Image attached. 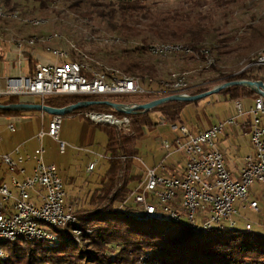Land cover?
<instances>
[{"label":"rangeland","instance_id":"374dc122","mask_svg":"<svg viewBox=\"0 0 264 264\" xmlns=\"http://www.w3.org/2000/svg\"><path fill=\"white\" fill-rule=\"evenodd\" d=\"M72 1L74 0H48L49 4L39 9L33 10L29 7L26 11L19 12L22 17L41 19L44 22L31 26L23 25L16 19L7 20L11 21L7 22L8 30L0 33V37L6 39V47L10 48L11 41L8 40L30 38L34 34H57L60 38L51 39L46 45L39 43L36 48L50 45L52 48L69 50L73 45L100 66L113 67L136 78L143 75L160 84L169 81L171 74L186 73L191 85L190 91L197 86L212 88L223 84L225 78H221L222 76L233 77L244 72L251 55L261 53L264 49V0H234L229 5H222L220 0H146V9L141 13L128 10L122 13L116 0V3L110 5L102 4L110 6L109 9L114 8L116 13L111 19L108 16L100 17L95 11L85 14L91 10L88 3L77 9L72 6ZM0 22L2 24L3 21ZM191 34H199L203 38L202 46L210 52L213 67L207 64V60H199L195 56L173 54L157 58L151 56L147 50L140 49L144 42L149 46L161 43L185 44ZM42 54L57 62L51 53L42 50ZM12 68L8 65L3 71L9 74ZM148 95L151 94L110 98H120L119 101L127 102L137 99L135 97ZM87 97L99 100L103 98ZM253 103V99L243 101L245 112L253 107ZM110 110L107 112L113 114ZM85 113L63 116L59 141L45 135L41 144L35 137L41 131L47 132L51 115L45 113L42 119L41 113L33 112L29 120L20 123V130L15 133L10 132L6 126L0 127V147L16 145L21 148L22 154L30 155H34L36 149L43 147V162L56 167L63 182L66 203L73 209L83 206L89 191L100 187V181L107 168L104 156L106 135L98 125L90 122ZM149 115L155 126L137 142L138 156L133 161V172L141 175L146 167L157 166L168 152L178 150V146L172 141L179 135L180 127H186L192 134L210 129L229 117H235L236 109L234 101L224 98L222 94H213L185 105L181 112V121L174 124L169 121L163 124L161 119L164 118L158 110L149 111ZM249 116L245 114L246 119ZM242 120L241 118L236 121L237 135H232L234 127H226L224 133L214 139V147L224 153L225 165L234 175L237 168L243 167L246 157L253 154L251 134L244 133L239 127ZM174 125L177 130L172 129ZM229 133L230 136L226 138ZM163 141L170 142L169 149L162 146ZM61 143L64 144L63 152ZM166 159V165L171 164L176 169L183 167L186 162L181 153H174ZM95 162L96 167L89 171V164ZM30 164L33 165L34 160ZM0 165V176L2 175L10 185L7 166L3 163ZM31 195L34 197L35 193L31 192ZM252 201L257 203L258 212L250 208ZM128 205L138 206L131 200ZM234 207L237 211L233 216L235 229L244 231L245 225L250 224L254 233L264 235L262 184L255 182L247 198L238 200ZM151 218L158 228L168 222L167 216L161 213ZM182 223L187 224V220L182 219ZM49 229L53 231L51 227Z\"/></svg>","mask_w":264,"mask_h":264},{"label":"trees","instance_id":"16d2710c","mask_svg":"<svg viewBox=\"0 0 264 264\" xmlns=\"http://www.w3.org/2000/svg\"><path fill=\"white\" fill-rule=\"evenodd\" d=\"M47 1L1 0V3L8 11L24 12L29 7L36 10L48 5ZM117 1L122 13L127 10L141 13L146 9V0ZM232 2L234 0H220L222 5H229ZM86 4L91 10L85 14L95 11L100 17L108 16L111 19L116 13L114 8L109 9L110 6L97 4L92 0L72 1V6L77 9ZM1 28L0 22V33ZM189 37L191 38L184 44L192 50L189 56L207 60L211 55L202 46L203 38L199 34L196 36L191 34ZM6 45L5 41L0 40V61L5 64L4 67L8 65L13 67L9 74L32 75L35 65L42 63L36 49L25 50L23 60L19 61L15 59L16 48H7ZM149 47L144 42L140 49L148 52ZM137 78L144 89L153 92L151 95L135 97L137 99L127 102L119 101L120 98L112 99V102L144 104L169 96L161 92L162 84L153 82L143 75ZM221 78H225L222 83L232 79L264 82V67L247 68L236 76ZM212 88L197 86L188 94L196 95ZM218 94L224 95V98L230 101L242 102L247 99L254 100L258 96L251 89L242 86L228 87ZM82 100L99 99L55 96L47 97L43 102L51 107L62 108ZM35 102L38 101L28 97L0 98V104L5 105ZM187 104L189 103L168 102L153 110H158L164 119L174 124L181 121L182 109ZM107 110H110L107 106L94 105L76 110L71 115L88 111L109 113ZM110 111L117 117L124 116L112 109ZM31 113L33 112L0 111L1 116L14 117L15 121L12 122L29 119ZM128 117L129 133H123L109 124H96L106 135L104 156L107 168L100 181V187L89 191L85 204L76 206L73 210L75 222L63 228H53L54 240L17 238L13 241L0 242V247L5 252V257H0V264H264V235L256 234L252 230L239 231L235 228L217 227L206 233H196L188 224L169 220L165 226L158 228L142 207L128 205L130 194L142 182L144 176L133 172V161L138 156L137 142L155 126L149 112ZM4 181L5 178L1 175L0 185Z\"/></svg>","mask_w":264,"mask_h":264},{"label":"built area","instance_id":"2783aa9c","mask_svg":"<svg viewBox=\"0 0 264 264\" xmlns=\"http://www.w3.org/2000/svg\"><path fill=\"white\" fill-rule=\"evenodd\" d=\"M1 40V37H0ZM14 47L10 44V48ZM16 48V60H23V47ZM173 54L188 55L189 51L169 52L166 50L148 49ZM58 60L52 63H38L32 75L8 74L3 71L0 77L5 79V87H0L1 97L32 98L42 105L47 97L71 96L87 97L101 96L104 100L112 101V96L152 94L141 86L127 84L121 79L113 78L106 68L98 67L93 62L86 65H95V72L78 74L73 70L72 64L63 58L57 49L46 51ZM252 67H264V56L254 62ZM4 69V68H3ZM190 89L178 91H161L169 95L188 94ZM236 116L219 122L210 129L190 133L186 127H180L179 135L172 141L178 150L168 152L160 159L157 166L146 167L143 179L130 194L129 200L143 208L145 214H163L167 217L187 219L194 223L196 228L217 227L236 224L233 216L237 214L234 207L240 199L247 198L251 186L258 182L264 186V98L257 96L253 107L245 112L241 100L234 101ZM245 114L250 115L248 119ZM45 113H41V117ZM86 117L95 124H109L115 126L123 133L130 132V119L127 115L117 117L111 113L88 111ZM243 119L241 128L251 135L253 154L246 157L244 165L238 175L232 174L226 167L224 157L214 147V139L225 131L226 127L237 125L238 119ZM62 116H51L47 124V132H40L35 138L41 144L45 135L59 141V130ZM163 124L168 123L161 119ZM10 132H15L14 124L7 126ZM177 130V126H172ZM170 142L163 141L162 146L170 148ZM63 152L64 144H60ZM174 153L185 156L186 162L180 169L173 165H166V157ZM15 158L9 154H0V163L7 166L10 174V185L3 182L0 185V224L18 225V230H31L45 233L37 227L28 226V215H41L57 220L62 226L75 221L73 208L66 203L62 179L52 164L43 162L44 149H36L34 155L22 154L19 147L13 151ZM102 156H100L101 158ZM34 160L32 174L18 179L15 174H25V164ZM97 162L89 164L92 171ZM174 172V173H170ZM31 192L35 193L32 197ZM250 208L258 212L255 201ZM199 220L201 224H199ZM246 228H252L250 224ZM10 234L11 232H0ZM46 234V233H45ZM1 253H5L0 249Z\"/></svg>","mask_w":264,"mask_h":264},{"label":"bare ground","instance_id":"6f19581e","mask_svg":"<svg viewBox=\"0 0 264 264\" xmlns=\"http://www.w3.org/2000/svg\"><path fill=\"white\" fill-rule=\"evenodd\" d=\"M97 3L100 4H105V5H110L113 3H116V0H94ZM23 15L20 14L19 12H13V11H8L5 9L3 4L1 3L0 0V20H2V33L5 30H8L7 26L9 25L7 20H17L23 23V25H31L35 26L41 23L43 20L41 19H36L32 17H22ZM44 22V21H43ZM55 38H60L59 35L53 34L51 36H39L37 34L31 35L29 38H24V39H16V40H8L11 41V45L14 47H23L24 49H31L36 47L39 43L46 45V43H49L51 39ZM2 41H6V39H2ZM15 44V45H14ZM71 49L69 50H63L62 48H52L50 45L49 46H43V49L45 51H53L54 49H57V52H60L63 58H66L73 67V70L78 73V74H89L92 72H95V65L98 67L106 68L109 73H113V78L115 79H121L127 84L130 85H135V86H141L138 78L125 74L121 72L120 70L109 67V66H100L93 58H90L87 56L85 53H82L79 51L75 46L71 45ZM148 49H156V50H166L169 52H178V51H189L190 48L185 46L184 44H167V43H161V44H154L150 45ZM192 52V50H191ZM153 57L157 58H163L168 55H173V53H168V52H161V51H153L152 53H149ZM181 55V54H178ZM184 55V56H189ZM83 56H85V60L87 62H93L95 65H86L83 60ZM183 56V55H182ZM264 56V49L262 50L261 53L258 54H252L249 63L247 64L246 68L251 67L254 62H257V60ZM213 59L212 57L207 58V64H212ZM245 68V69H246ZM142 87V86H141ZM191 85L188 82L187 74L186 73H176V74H171V78L169 81L163 82L162 83V91H178L179 89H190ZM153 216V215H149ZM169 221L174 222V223H179L182 222V219L176 218V217H167ZM187 220V219H186ZM75 222V221H74ZM73 222V223H74ZM187 224L196 232V233H206L207 231L213 229V227H204V228H196L194 223L192 222H187ZM42 225H45L43 227ZM236 224H229L225 225V228H235ZM28 226L29 227H37L40 228L41 230L45 231V233H39V231H31V230H18V225H12V224H0V232H11L10 234H0V242L2 241H13L17 238H25L27 240H32V239H42V240H54L55 235L53 234V231L49 229V227L53 228H63L61 224L57 222V220L52 219L51 217L47 216H41V215H28ZM221 229V228H220ZM247 231H251L252 228H246ZM75 233L77 231L74 230ZM0 249H2L0 247ZM0 257H5V253L0 252Z\"/></svg>","mask_w":264,"mask_h":264},{"label":"water","instance_id":"95a60500","mask_svg":"<svg viewBox=\"0 0 264 264\" xmlns=\"http://www.w3.org/2000/svg\"><path fill=\"white\" fill-rule=\"evenodd\" d=\"M232 86H242L247 87L254 91L257 95L262 96L264 98V82L261 80L251 81V80H237L225 82L223 84L217 85L212 89L196 94H172L169 96L161 97L150 102L144 104H125V103H116L109 100H82L78 101L74 104L67 105L62 108L51 107L48 105H42L39 103H14V104H0V111L2 112H39L46 113L51 116H66L72 114L76 110H81L87 107H91L94 105H104L114 110L117 113L124 114L127 116L138 115L142 113L149 112L154 108L161 106L168 102H196L200 99L206 98L213 94H218L225 88Z\"/></svg>","mask_w":264,"mask_h":264},{"label":"crops","instance_id":"0c3cea01","mask_svg":"<svg viewBox=\"0 0 264 264\" xmlns=\"http://www.w3.org/2000/svg\"><path fill=\"white\" fill-rule=\"evenodd\" d=\"M57 45H61V44H57ZM38 46V45H37ZM36 46V47H37ZM63 46V45H62ZM61 46V47H62ZM35 47V49H36V51H37V54H38V56H39V59L41 60V62L42 63H52V62H55L53 59H49V58H47L46 56H44L43 54H42V50L44 51V49H43V47L41 48L40 46V48H36ZM58 47H60V46H58ZM58 61V60H57ZM3 61H0V74H1V76L3 75V68H5L4 67V63H2ZM13 75H17V74H14L13 73ZM4 77H5V75H3ZM4 77H0V87L3 89L4 87H5V79H4ZM30 119V118H29ZM29 119H23V121H27V120H29ZM12 121H15L14 120V117H11V116H1L0 115V127H3V126H8V124L9 123H14V126H17V128H15V132L17 131V130H20V123L21 122H23L22 120L20 121V122H12ZM16 124V125H15ZM232 127H234L233 128V130H232V135H237V129H238V127H237V125L236 126H232ZM240 129L241 130H243L244 131V133H245V130L244 129H242L241 128V124H240ZM15 132H12V133H15ZM224 133V132H223ZM230 136V133L229 134H226V138H228ZM25 144V143H24ZM24 144H23V146H24ZM16 147H19V146H14L13 145V147H5V146H1L0 147V154H9V155H11L13 158H15V154H13V151H14V149L16 148ZM20 148V147H19ZM20 150H21V148H20ZM218 150V149H217ZM219 151V150H218ZM220 152V151H219ZM223 155V157H224V153L222 154ZM224 159H225V157H224ZM227 162V161H226ZM228 164H230L229 162H228ZM25 166V174L24 175H20V174H15V176L18 178V179H23L24 177H27V176H30L31 174H32V169H33V165H31L30 163H27V164H25L24 165ZM227 167V166H226ZM227 169H228V167H227ZM233 169V168H232ZM232 174H234L230 169H228ZM234 170V169H233ZM240 170L241 169H238L237 168V173H236V175H238L239 174V172H240ZM4 182H6V181H4Z\"/></svg>","mask_w":264,"mask_h":264}]
</instances>
